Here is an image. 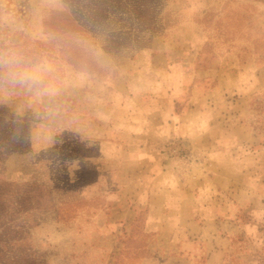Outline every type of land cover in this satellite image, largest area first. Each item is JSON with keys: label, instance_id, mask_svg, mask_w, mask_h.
<instances>
[{"label": "rangeland", "instance_id": "374dc122", "mask_svg": "<svg viewBox=\"0 0 264 264\" xmlns=\"http://www.w3.org/2000/svg\"><path fill=\"white\" fill-rule=\"evenodd\" d=\"M12 58L0 264H264V0H0Z\"/></svg>", "mask_w": 264, "mask_h": 264}, {"label": "clouds", "instance_id": "9594fccd", "mask_svg": "<svg viewBox=\"0 0 264 264\" xmlns=\"http://www.w3.org/2000/svg\"><path fill=\"white\" fill-rule=\"evenodd\" d=\"M49 70L45 64L29 63L22 59H9L6 65L0 61V73L6 72L21 84L39 85Z\"/></svg>", "mask_w": 264, "mask_h": 264}, {"label": "crops", "instance_id": "0c3cea01", "mask_svg": "<svg viewBox=\"0 0 264 264\" xmlns=\"http://www.w3.org/2000/svg\"><path fill=\"white\" fill-rule=\"evenodd\" d=\"M101 139H102V140H105V139L107 140V135L103 136V138H101ZM103 144H104V142L102 143V145H103ZM107 144H108V143L106 142L105 145H107ZM102 145H101V146H102Z\"/></svg>", "mask_w": 264, "mask_h": 264}]
</instances>
